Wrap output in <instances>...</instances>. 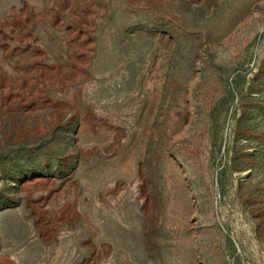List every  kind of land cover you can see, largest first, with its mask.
Masks as SVG:
<instances>
[{"label": "rangeland", "instance_id": "rangeland-1", "mask_svg": "<svg viewBox=\"0 0 264 264\" xmlns=\"http://www.w3.org/2000/svg\"><path fill=\"white\" fill-rule=\"evenodd\" d=\"M0 264H264V0H0Z\"/></svg>", "mask_w": 264, "mask_h": 264}]
</instances>
